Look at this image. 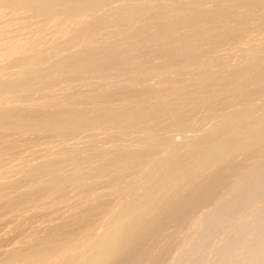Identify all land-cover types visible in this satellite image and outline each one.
I'll list each match as a JSON object with an SVG mask.
<instances>
[{"label":"bare ground","instance_id":"6f19581e","mask_svg":"<svg viewBox=\"0 0 264 264\" xmlns=\"http://www.w3.org/2000/svg\"><path fill=\"white\" fill-rule=\"evenodd\" d=\"M7 135L0 264H264V0H0Z\"/></svg>","mask_w":264,"mask_h":264},{"label":"rangeland","instance_id":"374dc122","mask_svg":"<svg viewBox=\"0 0 264 264\" xmlns=\"http://www.w3.org/2000/svg\"><path fill=\"white\" fill-rule=\"evenodd\" d=\"M93 5L95 6L94 8H96V6H98V5H95V4H86L85 6H86V7H89V8H92V10H93ZM93 33H94V34L96 33V34L94 35ZM89 34H90L91 37L88 36V39H89V37H90V39H92L94 36H98V34H97L96 31H94V32L91 31V32H89ZM93 35H94V36H93ZM82 36H83V37H82ZM82 36L80 37L81 39H80V38L78 39V41H79V42H80V41L86 42L87 40H85V36H84V35H82ZM92 36H93V37H92ZM82 39H83V40H82ZM86 39H87V38H86ZM147 43H148V42H147ZM147 43L145 44V46H144V44H140V47H141V46H142V47H141V48L138 47V48H139L140 50H145V51L149 50L148 48L151 47L150 44L153 45V43L150 42L148 45H147ZM149 45H150V47H149ZM138 46H139V45H138ZM143 46H144V47H143ZM146 47H147V50H146ZM141 52H142V51H141ZM143 52H144V51H143ZM149 63H150V62H149ZM149 63L146 64L145 66H148ZM153 63H154V62H153ZM179 63H180V62H179ZM150 64H152V62H151ZM161 64H163V63H161ZM161 64H159L160 66L157 67L156 65H158V64L154 63L153 65H155L156 68H155V66L153 67V65H149L148 67H145V68L147 69V72H146V69H143V70H144V71H143L141 68H140L141 70H140V69H138V70L136 69V71H133L134 69H132V70H131V69H128V73H127L126 69H122V71L124 70V71L126 72V76H129V75H131L132 72H134V74L132 73L133 76H134V75H137L136 78H138V76H139V78H142L141 76H143V77H144V76H152L154 73L163 72L164 70L166 71V70H168V69L170 70V68H167V67L170 66V65H172V64H167V63H166V64H167L168 66H167L165 63H164L163 65H161ZM175 64H176L177 67H179V65H178L177 62H176V63H173V65H175ZM164 65L167 66L166 69L164 68ZM173 65H172V66H173ZM180 65H181V64H180ZM172 66H170V67H171V68L174 67L173 70L175 71V70H176L175 68H177V67H176V66H173V67H172ZM162 67H163L164 69H163ZM112 68H113V70L116 69V71H118V72L121 73V70H120V71H119V69L117 70V68H118L117 66H116L115 68H114V67H112ZM112 68H109V71L112 70ZM142 68H144V67H142ZM150 68H151V69H150ZM87 70H88V69H87ZM87 70H86V71H87ZM130 70H131L132 72H131ZM139 70H140L144 75H143ZM162 70H163V71H162ZM107 71H108V70H107ZM124 71H123L121 74H125ZM129 71H130L131 73H129ZM149 71H150L151 74L149 73ZM88 72H90V69L88 70ZM92 72H93V73H92ZM94 72H96V73H94ZM103 72H104V71L101 72L100 70H99V72H97L96 70H93V71L91 70V73H92V74H97V73L100 74V73H103ZM145 73H146V74H145ZM140 74H141V75H140ZM147 74H149V75H147ZM132 75L129 76V77H132ZM48 78H49V77H48ZM48 78H46V80H48ZM50 78H51V77H50ZM44 80H45V79H43V82H44ZM49 80H50V79H49ZM153 81H154V83H153ZM147 82H149V83H147ZM147 82H146V83L149 84V85L152 84V86H153V85L156 86V78H153V79H151V80H149V81H147ZM64 83H66V81L63 82L62 84H64ZM67 83H68V81H67ZM35 85L37 86V84H34V85H30V84H28V85L23 86V88H20V87L18 88V87H17L16 90H18V91L21 90L22 92H24V95H25V94H26V91H27V90H30V89H31L33 86H35ZM21 87H22V86H21ZM25 87H26V88H25ZM24 88H25V89H24ZM43 88H44V87H43ZM45 88H46V87H45ZM45 88H44V90H47V88H46V89H45ZM23 89H24V90H23ZM26 89H27V90H26ZM49 89H50V88H49ZM16 90H14V91H16ZM41 91H43V90H41ZM11 93H13V92H11ZM11 93H9L10 96H12ZM83 93H84V94H83ZM83 93H82L83 95H82L81 93L78 94V97H81L80 95H82V98H83L84 100H85V99L87 100V95H88V94H86L85 92H83ZM13 94H15L14 97H16V94H17V93H13ZM26 95L29 97V99H27L28 97H27ZM26 95H25L26 97L24 96L25 99H27V100H32V98H33V95H32V94H29V92H27ZM29 95H30V96H29ZM84 95H85L86 97H85ZM31 96H32V97H31ZM14 97H13V98H14ZM30 97H31V98H30ZM24 98H22L23 101H25ZM14 99H19V100H21V98H14ZM21 101H22V100H21ZM76 133H81V132H76ZM70 134H71V133H68L67 135L69 136ZM7 136H8V135H7ZM7 136H6V137L4 136L5 139H2V141L4 142V141L6 140V141H8V142H10V143H12V144H10L11 146H9V143H8V142L3 143V142L0 140V143H1L0 148L3 146L5 152H7V154H9V156H8V155L5 154V153L3 154L4 151H2V150L0 151V152H2V154L0 153V158H1V156L4 157V156L6 155L5 159H4L3 157L0 159V160H1V161H0V164H2V165H3L4 163L7 164V163H8V160L10 161V159H11V160H14V159H17V158H19V159H20V158H24V157H23L24 154H22V153H21L22 156H21L20 154H18V155L21 156V157H19L18 155H15V156H14V154H17V153L19 152V151H17L18 148L16 149V147H19V144H21V143H22L21 145H25V146H27V143H29V144L31 143L30 145H34V144H39L38 142H40V141H41L40 144H42V143L44 144L45 141H47V142H45V143L55 141V140H54V139H55V136H51L50 138H49V137L46 138L45 136H40V137L42 138V140L40 139V137L36 138V137H33V136H32V137H31V139L33 138V139H32V142H29V141H31V139H29V138H27V137H26V139L24 138V139H25L24 141H22V137L15 136V135H14V136H12V135L10 136V135H9V136H8L9 138H8ZM68 136H67V137H68ZM12 137H13V139H12ZM17 137H18V138H17ZM65 137H66V136H65ZM6 138H7L8 140H7ZM19 138H21V139L19 140ZM35 138H36V139H35ZM44 138H46L47 140H45ZM53 138H54V139H53ZM60 138H63V136H58V135H57L56 140L59 141L58 139H60ZM17 139H18V140H17ZM27 139H28L29 141H28ZM34 139H35V143H34ZM13 140H14V141H13ZM15 140H16V141H15ZM36 140H37V142H36ZM39 140H40V141H39ZM44 140H45V141H44ZM51 140H52V141H51ZM61 140H62V139H61ZM61 140H60V141H61ZM18 141H19L20 143H19ZM25 141H27V142H25ZM60 141H59V142H60ZM15 143L18 144V145H16ZM23 143H25V144H23ZM33 143H34V144H33ZM7 144H8V145H7ZM13 144H15V145H13ZM29 144H28V145H29ZM5 145H6V146H5ZM21 145H20V146H21ZM30 145H29V146H30ZM3 147H2V148H3ZM6 147H7V148H6ZM12 147L15 148V149H13ZM5 148H6V149H5ZM7 149H8V150H7ZM13 150H15V151H14V153H13V155H12L10 152L13 151ZM9 151H10V152H9ZM8 152H9V153H8ZM10 155H11V156H10ZM10 157H11V158H10ZM14 157H15V158H14ZM16 157H17V158H16ZM6 158H7V159H6ZM2 161H3V162L5 161V162L3 163ZM1 162H2V163H1ZM6 164H4V165H6ZM32 219H33V218H32ZM32 219H31L30 222L34 221V222H32V224H34V225L36 226L37 224H35V223L38 221V219H37V218H34L33 220H32ZM32 224H31V225H32ZM34 225H32V227H34ZM0 239H1V238H0ZM6 239H7V238H6ZM10 239H11V237L8 238L7 240H10ZM3 241H4V243H5V241H6L5 238L3 239ZM3 241H0V242H1L0 245H2V242H3ZM7 242H8V241H7ZM4 243H3V245H4ZM5 244H6V243H5Z\"/></svg>","mask_w":264,"mask_h":264}]
</instances>
